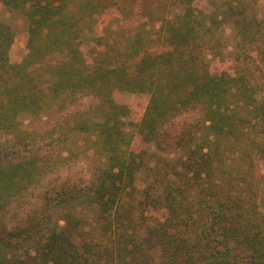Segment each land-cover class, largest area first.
Listing matches in <instances>:
<instances>
[{
	"label": "trees",
	"instance_id": "1",
	"mask_svg": "<svg viewBox=\"0 0 264 264\" xmlns=\"http://www.w3.org/2000/svg\"><path fill=\"white\" fill-rule=\"evenodd\" d=\"M134 1L121 39L118 0H0L29 22L15 59L0 18V264H264V15Z\"/></svg>",
	"mask_w": 264,
	"mask_h": 264
},
{
	"label": "rangeland",
	"instance_id": "2",
	"mask_svg": "<svg viewBox=\"0 0 264 264\" xmlns=\"http://www.w3.org/2000/svg\"><path fill=\"white\" fill-rule=\"evenodd\" d=\"M122 8L120 10L114 11L111 10L109 12V17L100 24V29L105 32H111L114 34L115 32L119 33L121 39H125L128 32L131 33L134 30V26L138 24L140 15L138 13V8L133 9L134 0H118ZM254 5L256 6V10H258L261 14L264 15V0H254ZM132 16V19L130 18ZM0 18L7 23L11 29L14 31L16 35V41L13 47V57L15 59L22 58L23 53H25V45H24V33L28 29L29 22L26 17L22 15L17 10H12L6 7L3 3L0 2ZM225 33L223 37L224 43V51L227 52L229 48L235 46V35L233 26L230 23L225 24ZM145 99L146 96L143 94H135L130 98L129 106L132 110L131 118L133 120H138L143 115V110L145 107ZM97 100L93 97H87L84 100L85 104H89L91 102H96ZM64 113L56 112L50 110L45 114L37 117L33 115L24 114L22 115V122L24 127L28 129H38L42 131H46L47 129H51L53 126L57 125L58 122H61ZM133 124H128L127 128L132 132L134 130ZM76 140L79 143V146L84 150L86 146H89L86 142L87 138L84 135H77ZM81 149V150H82ZM259 171L261 170V164L259 163L257 166Z\"/></svg>",
	"mask_w": 264,
	"mask_h": 264
}]
</instances>
